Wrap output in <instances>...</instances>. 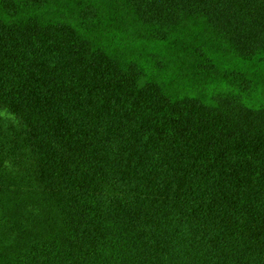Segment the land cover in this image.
Returning <instances> with one entry per match:
<instances>
[{"label": "trees", "instance_id": "1", "mask_svg": "<svg viewBox=\"0 0 264 264\" xmlns=\"http://www.w3.org/2000/svg\"><path fill=\"white\" fill-rule=\"evenodd\" d=\"M0 264H264V0H0Z\"/></svg>", "mask_w": 264, "mask_h": 264}]
</instances>
